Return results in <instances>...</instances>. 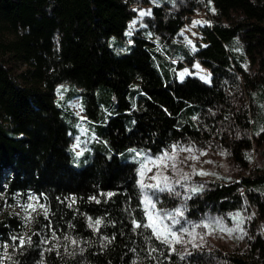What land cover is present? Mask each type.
<instances>
[{
  "label": "trees",
  "instance_id": "trees-1",
  "mask_svg": "<svg viewBox=\"0 0 264 264\" xmlns=\"http://www.w3.org/2000/svg\"><path fill=\"white\" fill-rule=\"evenodd\" d=\"M146 5L151 0H0V206L36 197L48 209L30 229L0 213V264H264V0L157 5L126 35ZM202 11L206 46L194 51L178 33ZM196 62L211 82L178 78ZM59 85L76 94H56ZM78 97L99 131L82 167L73 148L79 118L69 106ZM173 145L219 151L230 168L200 191H165V210L227 225L239 213L235 248L182 254L134 227L149 222L136 153L158 157ZM89 217L102 223L89 227ZM14 235L31 244L14 248ZM5 252L11 259H1Z\"/></svg>",
  "mask_w": 264,
  "mask_h": 264
},
{
  "label": "rangeland",
  "instance_id": "rangeland-1",
  "mask_svg": "<svg viewBox=\"0 0 264 264\" xmlns=\"http://www.w3.org/2000/svg\"><path fill=\"white\" fill-rule=\"evenodd\" d=\"M152 5L141 6L140 8H136L137 16L129 22L131 25L133 21H136L135 28H140L144 26L142 20L144 17H141L139 13L141 11H148L151 10L154 6H162L163 4H175L177 0H157L156 3H153L151 0ZM201 21L202 23L196 24L194 22ZM207 22V23H203ZM210 22L208 20V15L205 11L195 13L192 17V21L190 24H186L178 33V36L189 45V47L193 48L194 51L198 49L199 45L205 46L206 43L204 42V35L201 32V28L209 25ZM129 30L126 31V35H128ZM189 41L191 43H189ZM130 42V41H129ZM126 45V44H125ZM132 46V41L129 47H124L122 51L128 52L130 47ZM164 51L167 53L168 45H165ZM198 65V67H197ZM181 73H183V78H181ZM210 71L196 62L193 65V69L191 70L189 67H186L182 70L178 71V78L180 80H184L188 75H197L199 78L203 79L206 82H211L210 78ZM69 86L59 85L56 88V94H76V92H72L68 90ZM69 91V92H68ZM62 99V95L59 96ZM83 98L78 97L70 103V108L79 118L77 124V131L76 134L78 135L74 139L73 148L74 151L77 153H82L81 155H77V159L75 164L78 167H82L84 163H90L94 158V145L96 144L97 139L99 137L98 127L92 128L91 125H95V121L91 120L85 111V107L83 106ZM102 145V141L99 142ZM78 145V146H77ZM89 146L92 147L90 150ZM184 148V147H183ZM100 149V148H99ZM187 149V148H184ZM141 153L140 156H137L136 161L138 162L140 169L142 165H146L144 168V183L146 185H152L157 183V180H162L164 177H167V183L172 188L181 185L182 187L185 186L186 188L192 190L193 188H204L205 185L207 187L208 184H203L202 181H210L212 178H218L222 175L228 173L230 168V163L226 160L224 154L220 153L219 151L209 150L203 153H196L194 150L192 151H180L176 150L175 153V160H166L165 164L167 166L157 165L160 164L159 157L163 156V154L159 155L158 157H152L145 154L144 151H139ZM169 155L172 154V149L170 151H166ZM191 157H196L192 159ZM175 163L176 167L173 168L172 165ZM149 169H151L149 171ZM205 173V174H200ZM157 176V180H152V176ZM163 186V185H162ZM154 191L152 188H145V193L151 196V193ZM188 191V192H189ZM191 192V191H190ZM189 192V193H190ZM164 193V192H163ZM163 193H157L159 199L155 201V210L149 209V213L154 217V219H158L156 217V212H159L161 215L170 214L174 215L175 220H178L179 223L173 224L171 220H164V224L169 227H172L173 231H178L180 229H187V232L180 231L181 242L176 243L175 241L172 242V248H175L176 251L178 250L180 253H188L191 252L192 249H197L201 247H209L211 245L221 246L228 249H233L237 245V240H240L241 236L237 233V231L233 232L232 235H228L226 232H222L219 230L217 224L211 225L210 221H217L216 217H212L210 220H206V222L202 217L195 219L193 216L190 215L191 212L187 210H183L182 208H175L171 211L165 210L164 207V200ZM184 194V192H183ZM155 199V198H153ZM18 205L13 206L9 203H3L0 207V213H8V214H16L17 217L27 224V228L30 229L32 226V221L39 212H43L44 210L40 208V202L38 199H31L27 202H20L17 200L15 202ZM20 203L29 204L32 203L36 207L35 212H31V220L26 221L25 217L28 215L27 212L23 210V205H19ZM1 204V200H0ZM191 207L194 205H190ZM173 205L168 207L172 208ZM177 210L183 212V215H175ZM234 220V219H233ZM237 221L234 220L233 225H227L221 223L223 226L228 228H235ZM208 224L209 227H203V225ZM3 259V255L1 256Z\"/></svg>",
  "mask_w": 264,
  "mask_h": 264
},
{
  "label": "snow or ice",
  "instance_id": "snow-or-ice-1",
  "mask_svg": "<svg viewBox=\"0 0 264 264\" xmlns=\"http://www.w3.org/2000/svg\"><path fill=\"white\" fill-rule=\"evenodd\" d=\"M157 0H153V3H156ZM214 11V9H213ZM139 15L141 17L143 16H146V15H151V10H148V11H141L139 13ZM196 24H199V23H202L201 21H196L194 22ZM203 23H207V22H203ZM135 24H136V21H133V23L129 26V32H128V35H131L132 31L134 30L135 28ZM189 43H191L189 41ZM198 67V65H197ZM183 73H181V78H183ZM78 146V145H77ZM178 148V145H173L172 146V154L169 155L168 153H164L163 156L159 157V162L160 164L157 165L158 167L160 165H163V166H167V164H165V161L166 160H175V153H176V150ZM130 151H135V150H130ZM180 151H192L191 148H187V149H184V148H180ZM82 153H77V155H81ZM141 153H136V156H140ZM192 159H195L196 157H191ZM146 167V165H142L141 166V170H140V180L138 181V184L141 188V190L143 191L145 188H152L154 189V191L151 193V196H149L147 193H145L144 195V204H145V213L146 215L148 216V221L147 223H144V224H141L135 220H133V224H134V227L135 228H141V227H144V228H148V229H151L152 231V235H154L156 237V239L160 240L162 243L164 244H167V245H171L173 241H175L176 243H180L181 242V237H180V231H184V232H187V229H180L178 231H173L172 227H169L167 226L166 224H164V220L167 219V220H171L173 222V224H177L179 223L178 220H175L174 218V215H170V214H164V215H161L159 212H156V217H158V219H154V217L149 213V209H152V210H155V201L159 199V196L157 195V193H163L165 191L167 192H174V188H172L171 186L168 185L167 183V177H164L162 180H157V176H152L151 179L152 180H157V183L155 184H152V185H146L144 183V168ZM173 168L176 167L175 163H173L172 165ZM151 169H149L150 171ZM200 174H205V173H200ZM163 185V186H162ZM202 190V186L201 188H193L191 191L193 192H196V191H200ZM109 196L111 195H114L113 193H109L108 194ZM155 198V199H153ZM190 198V197H189ZM30 200L31 199H38L36 197H30L29 198ZM91 199H95V197H92ZM75 202L74 198H73V203ZM97 203H99V201H97ZM71 206V205H69ZM23 210L25 212L28 213V215L25 217V220L26 221H30L31 220V212H35L37 209L36 207L32 204V203H29V204H26V205H23ZM40 208H42L44 210V214H45V217L47 218V212H48V209L44 206V205H40ZM175 215H183V212L180 211V210H177V212L175 213ZM233 219L235 221H237L236 223V226L235 228H228V227H225L223 226L220 221H216L215 223L217 224V226L219 227V230L222 231V232H226L228 235H232L233 232L239 230V231H243L242 228H240V224L243 222V219L242 217L240 216L239 213H237ZM89 227H96L98 225H100L102 223V220L101 219H97L95 220V222H91V217H89ZM203 227H209L208 224H205L203 225ZM96 230L98 231V227L96 228ZM53 239H58L56 236H55V232H53ZM242 238V236L240 237ZM65 239H70L69 237H65ZM105 240H107L108 238L105 237L104 238ZM11 240L13 242V247L14 248H24L25 245H30L31 244V237H27L25 238V236L21 235V236H12L11 237ZM19 241V244L17 245L16 244V241ZM50 241H44V243H49ZM110 242V241H109ZM71 243L73 245L77 244V241L76 240H71ZM3 247L5 249H7L8 245L5 244L3 245ZM173 251L175 250L174 248L172 249ZM153 252L157 251V249H152ZM183 258V257H182ZM3 259H11V257L7 254V252L4 253L3 255Z\"/></svg>",
  "mask_w": 264,
  "mask_h": 264
},
{
  "label": "crops",
  "instance_id": "crops-1",
  "mask_svg": "<svg viewBox=\"0 0 264 264\" xmlns=\"http://www.w3.org/2000/svg\"><path fill=\"white\" fill-rule=\"evenodd\" d=\"M205 46H206V45H205ZM190 49H191V50H193V48H191V47H190ZM195 75H196V74H195ZM189 76H190V75H189ZM210 78H212V75H211V73H210Z\"/></svg>",
  "mask_w": 264,
  "mask_h": 264
}]
</instances>
